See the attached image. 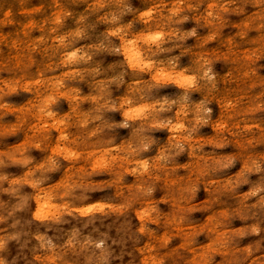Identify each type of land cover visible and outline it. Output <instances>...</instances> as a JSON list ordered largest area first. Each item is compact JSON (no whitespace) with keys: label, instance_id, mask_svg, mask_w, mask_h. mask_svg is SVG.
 I'll list each match as a JSON object with an SVG mask.
<instances>
[{"label":"rangeland","instance_id":"rangeland-1","mask_svg":"<svg viewBox=\"0 0 264 264\" xmlns=\"http://www.w3.org/2000/svg\"><path fill=\"white\" fill-rule=\"evenodd\" d=\"M0 264H264V0H0Z\"/></svg>","mask_w":264,"mask_h":264},{"label":"bare ground","instance_id":"bare-ground-1","mask_svg":"<svg viewBox=\"0 0 264 264\" xmlns=\"http://www.w3.org/2000/svg\"><path fill=\"white\" fill-rule=\"evenodd\" d=\"M133 47V46H132ZM131 48V47H130ZM129 47H125L124 46V50L127 52V55L129 56V58H130V61L131 60H139L140 58H141V53H140V51L139 52H137V50L135 49V52H133L132 50H134V49H130ZM125 52V53H126ZM128 58V57H127ZM138 62V61H137ZM136 62V63H137ZM132 63V62H131Z\"/></svg>","mask_w":264,"mask_h":264}]
</instances>
